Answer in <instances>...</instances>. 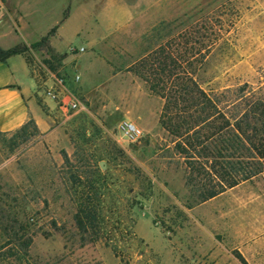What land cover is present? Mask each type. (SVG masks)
Returning a JSON list of instances; mask_svg holds the SVG:
<instances>
[{"label": "rangeland", "instance_id": "rangeland-1", "mask_svg": "<svg viewBox=\"0 0 264 264\" xmlns=\"http://www.w3.org/2000/svg\"><path fill=\"white\" fill-rule=\"evenodd\" d=\"M2 1L0 48L26 46L41 96L53 74L84 110L53 107L46 134H0V264H264V168L199 202L134 64L173 36L206 92L246 84L264 98V0ZM53 27L48 48L30 47ZM123 120L143 136L121 138ZM82 200L96 213L85 232Z\"/></svg>", "mask_w": 264, "mask_h": 264}, {"label": "trees", "instance_id": "trees-1", "mask_svg": "<svg viewBox=\"0 0 264 264\" xmlns=\"http://www.w3.org/2000/svg\"><path fill=\"white\" fill-rule=\"evenodd\" d=\"M66 17L67 10L61 22ZM55 29L53 27L30 47L48 48ZM175 37L181 38L180 34ZM173 42L172 36L156 44L134 63L135 70L147 90L162 101L158 123L173 138L174 147L183 158L188 170L186 185L197 191L199 202H204L262 172L264 98L246 84L233 90L206 92L193 75L201 62L182 61L187 48L174 47ZM26 51V46L19 45L0 48V62ZM36 132L38 129L32 119L13 131L22 139ZM204 175L214 177L217 182L214 185L205 180L197 182L196 177L202 179ZM79 207L73 216L74 224L77 230L85 232L90 219H96V213L88 210L89 205L84 200ZM235 257L239 264H248L240 254Z\"/></svg>", "mask_w": 264, "mask_h": 264}, {"label": "crops", "instance_id": "crops-1", "mask_svg": "<svg viewBox=\"0 0 264 264\" xmlns=\"http://www.w3.org/2000/svg\"><path fill=\"white\" fill-rule=\"evenodd\" d=\"M165 1L167 0H157L159 3ZM125 10L131 13L127 7ZM117 16L122 19L121 15L116 14V17ZM17 58L20 59V64L23 67V76L18 74L13 66V61ZM28 76L32 77L23 55H14L4 62H0L1 133L15 131L28 119L33 120L36 128L41 134H46L50 130L51 109L54 107V103L51 100L45 101V98H42L37 85L36 87L33 86ZM32 78L34 79V77ZM42 106L44 109H42Z\"/></svg>", "mask_w": 264, "mask_h": 264}, {"label": "built area", "instance_id": "built-area-1", "mask_svg": "<svg viewBox=\"0 0 264 264\" xmlns=\"http://www.w3.org/2000/svg\"><path fill=\"white\" fill-rule=\"evenodd\" d=\"M3 10L4 4L0 0V15ZM78 50L83 51V48H79ZM73 79L74 81H78L79 76L75 75ZM42 85V98L46 97L51 100L54 103L55 110H59L63 116L84 110L83 104L67 88L63 78L50 74L49 83L48 81H43ZM117 132L121 138L128 142H134L143 136L142 130L127 120L118 123Z\"/></svg>", "mask_w": 264, "mask_h": 264}, {"label": "water", "instance_id": "water-1", "mask_svg": "<svg viewBox=\"0 0 264 264\" xmlns=\"http://www.w3.org/2000/svg\"><path fill=\"white\" fill-rule=\"evenodd\" d=\"M100 166H102V163L100 164Z\"/></svg>", "mask_w": 264, "mask_h": 264}]
</instances>
